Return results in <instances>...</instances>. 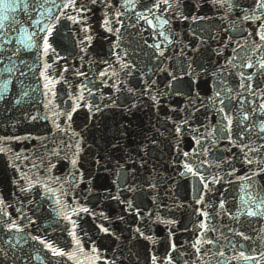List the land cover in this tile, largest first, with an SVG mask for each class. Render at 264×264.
Segmentation results:
<instances>
[{
  "label": "snow or ice",
  "instance_id": "obj_1",
  "mask_svg": "<svg viewBox=\"0 0 264 264\" xmlns=\"http://www.w3.org/2000/svg\"><path fill=\"white\" fill-rule=\"evenodd\" d=\"M0 264H264V0H0Z\"/></svg>",
  "mask_w": 264,
  "mask_h": 264
}]
</instances>
